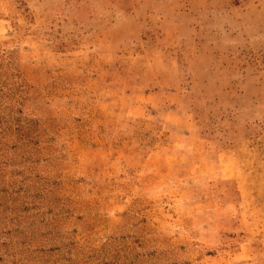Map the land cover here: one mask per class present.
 Listing matches in <instances>:
<instances>
[{
    "label": "rangeland",
    "instance_id": "1",
    "mask_svg": "<svg viewBox=\"0 0 264 264\" xmlns=\"http://www.w3.org/2000/svg\"><path fill=\"white\" fill-rule=\"evenodd\" d=\"M0 264H264V0H0Z\"/></svg>",
    "mask_w": 264,
    "mask_h": 264
}]
</instances>
